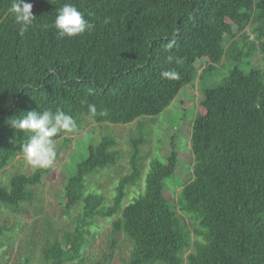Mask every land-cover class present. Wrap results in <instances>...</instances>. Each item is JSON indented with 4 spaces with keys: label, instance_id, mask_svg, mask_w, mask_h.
<instances>
[{
    "label": "trees",
    "instance_id": "obj_1",
    "mask_svg": "<svg viewBox=\"0 0 264 264\" xmlns=\"http://www.w3.org/2000/svg\"><path fill=\"white\" fill-rule=\"evenodd\" d=\"M25 2L33 5L36 20L21 34L9 11L11 0H0L3 209L23 212L35 199L34 188L50 171L16 172L2 181L1 171L23 155L27 139L25 133L14 132L8 118L30 110L60 109L75 118V129L85 118L127 125L158 117L181 90L189 92L197 78L203 89L198 112L191 107L194 119L188 147L179 140L190 121L185 120L179 132L164 135L169 136L163 143L170 150L163 159L150 162L142 191L126 205L127 189L142 178L144 137L131 141L130 172L119 178L108 206L96 192L86 193L85 186L89 176L118 161L117 142L110 135L96 143L92 138L80 141L82 151L73 152L57 196L63 216L80 204L83 210L71 217L63 237L45 240L40 263L108 264L114 238L122 234L131 246L121 264H264V73L250 68L252 50L237 47L239 41L254 50L257 46L264 57V0ZM65 3L74 4L95 25L90 33L56 37L55 10ZM247 27L254 35L252 41L244 32ZM170 41H175L171 49ZM169 55L182 62L169 63ZM226 56L230 64L224 66L222 77L209 82ZM173 70L178 78L161 76ZM88 104L96 105L95 117L88 113ZM180 149L191 156L192 172L171 204L164 187L176 176ZM178 211L193 219V230ZM100 219H109L110 229L100 247L86 254ZM12 229L0 225V239ZM30 261L26 256L23 264Z\"/></svg>",
    "mask_w": 264,
    "mask_h": 264
},
{
    "label": "rangeland",
    "instance_id": "obj_2",
    "mask_svg": "<svg viewBox=\"0 0 264 264\" xmlns=\"http://www.w3.org/2000/svg\"><path fill=\"white\" fill-rule=\"evenodd\" d=\"M244 32L250 34V41L254 39L250 27H247ZM225 42L227 48L229 40L225 39ZM237 47H243L244 50L249 48L248 51L252 50L251 53L253 54L249 57V61H251L250 68L262 70L264 73V57H262L259 51H256L257 46L254 50L251 45L245 47V44L239 41ZM227 64H230V60L226 56L221 63L223 67L221 65L219 66L218 71L212 76L209 82H213V78L214 83L217 82L222 77L224 66ZM190 88L191 90L189 92L184 91L185 88L181 90L175 101L158 117L137 119L127 125L98 124L91 119L85 118L79 129H75L68 135H64L61 139L57 140L56 158L53 165L49 167V173L34 188V201L31 204H26L24 211L21 213H15L0 207V225L6 224L10 228L13 227L12 231L6 232L0 239V264H23L26 256L31 258L29 264H41L40 249L46 243L45 240L47 238L53 240L57 236L63 237L64 231L70 228L71 217L79 215L82 212V204H80L71 211L69 216H63L60 213L61 205L59 204V198L57 196L58 193H61L65 184L67 166L73 152L79 153L82 151L83 145L80 142L82 139L90 140L92 138L96 143L103 136L110 135L117 142L115 149L119 153L118 161L113 166L89 176L85 186L86 193L96 192L104 198V205L108 206L113 201L115 187L119 178L130 172L129 157L131 141L139 139L141 136L144 137L145 143L141 147V155L143 156L142 178L138 185L127 189L124 204L126 205L132 201L142 191L144 176L147 173L150 162L154 159H163L162 155L171 148L169 145H164L163 140L168 141L169 139V136L166 137L164 135L166 133L173 134L174 131L179 132L185 120L190 121L186 123L182 132L183 136L179 137V140H183L188 147L189 134L192 120L194 119V109L191 107L194 105L195 111L198 112L202 101L203 90L198 78ZM181 97L185 100L184 105L180 103ZM185 129L186 131H184ZM176 144L179 145L178 142ZM178 159L175 172L176 176H173L172 180H167L164 187L165 197L171 204L176 203L182 184L190 177L192 172V159L186 150H179ZM33 170L26 162L24 155H17L5 170L1 171V178L4 182L6 178L16 172L30 173ZM178 215L182 221L186 222L190 230H193L195 227L193 219L179 213V211ZM110 223L111 221L109 219L98 220V226L95 228L97 235L93 234L89 237L90 242L85 249L86 254L91 253L96 247H100V244L103 243L102 241L106 236V232L110 229ZM114 239L116 242L114 255L108 264H121V258H125L128 255L131 244L122 234L115 236ZM191 251L192 249H189L185 253L184 258Z\"/></svg>",
    "mask_w": 264,
    "mask_h": 264
},
{
    "label": "clouds",
    "instance_id": "obj_3",
    "mask_svg": "<svg viewBox=\"0 0 264 264\" xmlns=\"http://www.w3.org/2000/svg\"><path fill=\"white\" fill-rule=\"evenodd\" d=\"M33 5L25 0H11L10 14L14 23L18 26L21 34L36 20L32 14ZM56 16L53 26L56 30L58 39L73 38L86 32H91L95 25L85 18V15L74 4L65 3L63 6L56 8ZM175 41H170L167 45L169 49L173 47ZM169 63L175 61L179 64L182 61L169 55ZM162 77L178 78V73L173 71H163ZM88 113L95 117L97 107L95 104H88ZM103 114V113H101ZM6 123L14 130L15 133H25L27 139L22 145V153L26 162L33 169H47L51 167L57 155L56 140L54 139L61 133L71 132L77 127L75 118L57 109L52 111L46 109L43 111L30 110L23 112L22 115L10 117Z\"/></svg>",
    "mask_w": 264,
    "mask_h": 264
}]
</instances>
